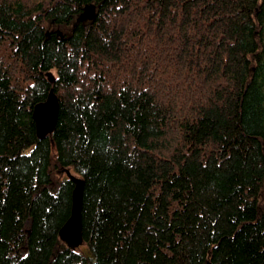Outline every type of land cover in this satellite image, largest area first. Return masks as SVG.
I'll use <instances>...</instances> for the list:
<instances>
[{"label":"trees","instance_id":"1","mask_svg":"<svg viewBox=\"0 0 264 264\" xmlns=\"http://www.w3.org/2000/svg\"><path fill=\"white\" fill-rule=\"evenodd\" d=\"M0 264H264V0H0Z\"/></svg>","mask_w":264,"mask_h":264},{"label":"water","instance_id":"2","mask_svg":"<svg viewBox=\"0 0 264 264\" xmlns=\"http://www.w3.org/2000/svg\"><path fill=\"white\" fill-rule=\"evenodd\" d=\"M88 8H86V11ZM84 20V16L81 17ZM52 82L53 79L49 78ZM58 102L51 90L44 103L36 105L33 109V119L36 124L37 136L44 140L55 128L58 117ZM67 178L74 184L72 193L71 214L64 226L59 230V239L70 250H76L82 246L81 208L84 183L81 179L66 171Z\"/></svg>","mask_w":264,"mask_h":264}]
</instances>
